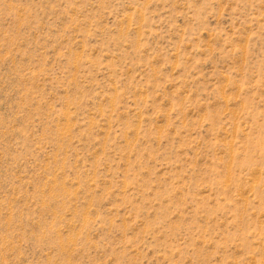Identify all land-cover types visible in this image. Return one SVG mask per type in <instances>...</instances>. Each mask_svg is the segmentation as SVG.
I'll list each match as a JSON object with an SVG mask.
<instances>
[{
    "label": "rangeland",
    "instance_id": "1",
    "mask_svg": "<svg viewBox=\"0 0 264 264\" xmlns=\"http://www.w3.org/2000/svg\"><path fill=\"white\" fill-rule=\"evenodd\" d=\"M0 264H264V0H0Z\"/></svg>",
    "mask_w": 264,
    "mask_h": 264
}]
</instances>
